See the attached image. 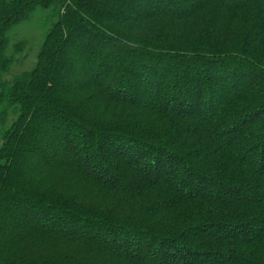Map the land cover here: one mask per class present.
<instances>
[{"label": "trees", "instance_id": "trees-1", "mask_svg": "<svg viewBox=\"0 0 264 264\" xmlns=\"http://www.w3.org/2000/svg\"><path fill=\"white\" fill-rule=\"evenodd\" d=\"M0 135V264H264V0H0Z\"/></svg>", "mask_w": 264, "mask_h": 264}, {"label": "rangeland", "instance_id": "rangeland-1", "mask_svg": "<svg viewBox=\"0 0 264 264\" xmlns=\"http://www.w3.org/2000/svg\"><path fill=\"white\" fill-rule=\"evenodd\" d=\"M50 13L36 8L24 21L14 25L7 32L8 44L6 55L13 59L6 79H11L32 70L36 64L37 54L50 26ZM80 70H77L78 79ZM1 143V135H0Z\"/></svg>", "mask_w": 264, "mask_h": 264}]
</instances>
